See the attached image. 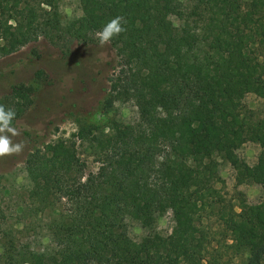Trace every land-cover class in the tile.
I'll list each match as a JSON object with an SVG mask.
<instances>
[{"label":"trees","instance_id":"1","mask_svg":"<svg viewBox=\"0 0 264 264\" xmlns=\"http://www.w3.org/2000/svg\"><path fill=\"white\" fill-rule=\"evenodd\" d=\"M76 1L81 16L61 24L58 0H0V57L39 37L65 51L95 44L121 16L126 30L108 42L117 67L105 105L130 101L137 121L78 129L93 174L63 141L27 155V200L50 213L51 249L20 242L0 208V264H264V116L244 103L252 94L264 104V0ZM32 92L18 83L0 97L16 112L13 126ZM246 143L259 148L252 166L237 155ZM217 159L235 185L260 187L257 203L220 196ZM166 212L172 226L161 236L155 222Z\"/></svg>","mask_w":264,"mask_h":264},{"label":"rangeland","instance_id":"2","mask_svg":"<svg viewBox=\"0 0 264 264\" xmlns=\"http://www.w3.org/2000/svg\"><path fill=\"white\" fill-rule=\"evenodd\" d=\"M57 11L61 24L81 16L80 5L76 0H58ZM116 67L117 58L113 49L108 43L101 45L99 41L88 45L72 42L65 51L39 37L16 52L0 57V97L18 83L33 88L32 105L14 124L20 134L13 140L24 141L25 149L20 154L0 157V208L6 217L5 226L13 229L19 241L35 251L51 249L45 225L50 213H40L30 206L27 200L30 183L24 170V161L34 150H43L47 145L63 141L67 145H74L77 157L84 164V173H95L97 163L88 145L74 136L78 129L95 126L103 128L106 133L107 128L104 126L112 121L123 125L137 121L132 102L115 101L110 106L105 105L108 80ZM36 72L42 73L37 80L34 79ZM244 103L254 118L264 116V104L259 98L248 94ZM258 151L256 144L246 143L237 150V155L252 166ZM217 162L221 181L214 188L223 199L235 207L237 192L244 195L248 204L260 200L262 192L258 185H235L234 173L229 165L219 159ZM171 226L170 213L166 212L156 220L155 231L166 236ZM128 231L134 241H139L143 235L132 221L128 223Z\"/></svg>","mask_w":264,"mask_h":264},{"label":"clouds","instance_id":"3","mask_svg":"<svg viewBox=\"0 0 264 264\" xmlns=\"http://www.w3.org/2000/svg\"><path fill=\"white\" fill-rule=\"evenodd\" d=\"M126 23L124 18L117 16L106 23L103 28L96 33L101 45L110 42L113 37L120 35L126 29L123 26ZM16 118V112L12 108H5L0 105V157L20 154L25 149L24 141L14 142L13 138L20 133L13 126L12 122Z\"/></svg>","mask_w":264,"mask_h":264}]
</instances>
